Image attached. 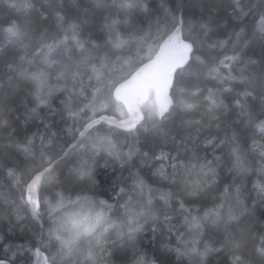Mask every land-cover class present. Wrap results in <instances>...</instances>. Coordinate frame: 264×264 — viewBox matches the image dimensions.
I'll use <instances>...</instances> for the list:
<instances>
[{
  "label": "snow or ice",
  "instance_id": "snow-or-ice-1",
  "mask_svg": "<svg viewBox=\"0 0 264 264\" xmlns=\"http://www.w3.org/2000/svg\"><path fill=\"white\" fill-rule=\"evenodd\" d=\"M232 5L234 19L238 23L223 39L215 40L209 39V33L215 27L213 19L200 20L198 28L189 22L185 29L183 16L170 12L164 20L149 24L147 30L131 28L126 33V39L117 34L113 40L110 34L109 47L101 40L81 39L79 24L67 21L57 11L55 34L45 29L39 33L34 44H27L26 26L33 23L31 13L35 9L32 0H13L9 7L17 13L22 12L26 19L24 24L10 21L4 33L7 45L32 49L20 56L21 72L33 83L38 105L48 104L54 90L63 88L68 93L61 103L69 110L72 119V124L68 125L73 133L70 146H79L93 155L106 150L124 164L134 159L139 134L161 125L177 111L183 113L189 122L185 137L179 143L190 142L187 138L199 134L200 129L195 125L200 123L206 111L228 107L221 97L226 82L243 86L231 103L239 109L237 118L241 123L243 117H250L246 98L254 94L253 85L257 80L254 66L257 61L246 54L250 37L241 22L249 15L258 17V23L253 21L252 32L253 35L259 33L264 41V0H247L246 3L244 0H232ZM112 6L126 10L130 16L140 5L135 0H119ZM146 7L143 5L145 10ZM40 16L47 19L43 13ZM115 23L112 21L113 25ZM145 48L148 49L146 56L142 55ZM216 49L221 51L222 56L210 54ZM133 60L136 64L126 75L117 77L113 74L116 66L131 65ZM25 64L27 67L23 66ZM260 64L259 79L264 85V59ZM250 68L253 69L251 72ZM53 70L56 72L55 84L50 79ZM61 81L64 83L61 84ZM213 81L221 87H208L202 97L207 102L205 108L197 110L194 98L201 94V85ZM74 99L79 101L75 108ZM257 127L264 131V120H260ZM121 134H124L125 140L133 138L132 142L127 145L121 143L118 139ZM55 137L56 133L47 137L40 134L39 148L36 146V134L23 140H8L5 147L14 144L21 149L26 163L22 167L9 166L7 169L11 186L19 193V202L10 198L11 194L0 193V198L13 206L17 221L23 222L29 214L33 219L40 220L43 206L48 227L46 232L41 231V247L36 248L43 264H98L108 251L106 246L118 241L127 246L128 264H156L155 260L147 259L136 237L150 223L154 233L158 224H170L174 199L177 204L175 211L182 220L179 226L168 227L169 241L162 247L173 248L177 255L187 256L191 264H205L210 253L219 251L214 242L205 238L206 226L212 225L216 229L223 228L231 244V264H250L244 255V241L228 231L244 205L240 183L234 180L226 184L220 198H214L211 206L186 202L179 193L171 190L162 191L148 184L138 172L130 176L131 184L121 187L120 199L113 202L101 198L92 188L67 193L56 191L52 198L45 196L42 200L39 193L43 185L54 179L58 153L47 149L51 148ZM226 142L231 144L229 170L237 177L243 176L250 171V165L235 131L230 140L210 136L204 141L213 153ZM37 151L38 158L35 155ZM260 156L264 160V150H261ZM149 157L159 162L157 167L152 168V173L161 182L175 185L186 174L195 176L190 181H184L187 196H194L205 184L215 182L216 162L222 159L218 155H214L213 159L205 156L199 171L193 173L197 167L193 160L200 159L195 153L182 159L179 148L165 151L161 147L159 152L145 151L141 164L151 167ZM76 170L81 173L86 171L83 161ZM260 171L264 172V166ZM255 187L258 193L264 195V183L258 182ZM157 193L161 207H156L154 203ZM40 226L44 228L43 223ZM255 250L264 257V238ZM0 264H6V261L0 259Z\"/></svg>",
  "mask_w": 264,
  "mask_h": 264
},
{
  "label": "trees",
  "instance_id": "trees-1",
  "mask_svg": "<svg viewBox=\"0 0 264 264\" xmlns=\"http://www.w3.org/2000/svg\"><path fill=\"white\" fill-rule=\"evenodd\" d=\"M35 9L31 13L32 24L27 25L28 44H34L40 32L45 29L49 33L55 34L56 27L54 18L57 11L61 12L67 21H76L79 24L80 38L84 40H101L111 47L109 35L114 40L117 34L126 39V33L133 27L148 29L149 24L154 25L157 20H164L169 17L170 12L177 16L181 14L185 21V29L189 22L197 25L202 19H213L215 27L209 33V39H223L238 23L234 19L232 0H135L140 6L133 10L132 15H128L124 9L113 7V3L119 0H32ZM246 3L247 0H244ZM10 0H0V193L11 194L19 202V193L11 186L12 180L7 174L9 166H23L26 161L21 149L15 145H7L8 140H23L36 134V146L40 147L39 135L46 137L51 133H56L49 151L55 150L58 153L55 165L54 179L47 181L41 191L40 197L52 198L56 191L78 192L84 188H92L101 198L109 199L110 202L120 199L119 190L125 185L131 184L130 176L139 173L148 184L160 188L162 191L171 190L173 193L185 199L186 202H195L200 206H211L213 199L220 198L223 187L231 184L234 180L241 185L242 199L244 205L240 215L229 226L228 231L244 241V255L250 264H264V257L256 252V247L260 245L264 238V195L257 192L255 185L258 182L264 183V174L260 171L264 166L261 160L260 151L256 148L258 141L263 140L257 125L260 120H264V85L259 79L261 72V59H264V41L261 40L259 33L253 35V21L258 23L259 18L249 15L241 23L246 27L250 37L249 46L246 49L247 56L257 61L254 70L257 80L253 85L254 94L246 98L249 116L243 117V123L237 118L239 109L231 103L237 97L243 86L235 82H226L223 85L224 91L221 97L225 100L226 108L213 109L206 111L200 123L195 125L200 129L198 135H193L190 142L180 144L179 141L185 137V129L189 122L183 113L177 111L167 121L162 122L156 128L148 132H141L138 136V143L135 144L138 150L134 159L122 164L120 160L102 151L99 155H93L80 148L79 146L69 149L64 156L62 154L73 142L68 125L72 124L70 112L61 103L67 98L68 93L63 89L54 90L49 97L48 104L38 105L34 85L29 77L21 72L22 61L20 56L32 51L28 48H14L6 44L5 26L9 22L16 20L21 24L25 22L24 14L17 13L9 7ZM146 5V10L143 8ZM43 13L47 19H41ZM112 21H116L113 25ZM187 34V31H185ZM148 49L145 48L142 55H147ZM213 56H222L219 49L213 50ZM230 54V53H229ZM133 60L131 65L123 67L116 66L114 75L123 76L131 71V66H135ZM27 67V65H23ZM253 69L250 68L251 72ZM226 72V70H225ZM56 72L53 70L50 77L53 84ZM61 84L64 82L61 81ZM71 87V84L68 85ZM208 87H221L215 81L202 84V92L197 96V110H204L206 101L202 97L206 94ZM230 89V90H229ZM79 101L73 100V108ZM35 109V111H33ZM213 117H217L214 119ZM219 125V126H217ZM233 131L238 134V143L246 153L250 165V171L243 176L237 177L230 171L231 162L228 153L231 147L229 142L222 145L215 153L212 148L205 145L206 137L214 136L219 139L230 140ZM11 133V137L9 136ZM227 133V137H225ZM118 139L127 145L133 138L125 140L124 134ZM255 140V145L253 144ZM164 147L165 151L174 147L179 148L181 158L192 157L195 153L200 157L193 160L197 165L193 173L199 171L200 163L203 158L213 159L214 155L221 156L222 159L217 163V176L213 183L205 184L194 196H187L185 180H192L194 175H185L175 185L161 182L152 173V168L157 167V161L151 160L148 163L151 167L141 164L145 151L159 152ZM126 150V148H125ZM39 157V151L35 153ZM83 161L86 171H77L79 163ZM159 193L154 200L156 207H161L162 202L158 199ZM126 198V197H125ZM177 204L175 199L172 204L173 216L168 225L158 224V230L154 233L153 225L150 223L145 230L137 234V242L143 249L148 260H155L156 264H191L187 256H180L173 248H164L163 244L168 243V227L171 225L179 226L182 217L175 209ZM41 224L29 214L23 222L17 221L13 206L4 202L0 198V259L8 261L10 264H33L37 258L36 248L40 245L41 231L47 230V216L41 207ZM183 230V229H181ZM205 238L214 242V246L219 249L209 254L205 264H231V244L228 243L226 234L221 229H216L212 225L205 228ZM108 251L99 260L98 264H128L129 255L127 246L123 242L106 246ZM44 251V249H41Z\"/></svg>",
  "mask_w": 264,
  "mask_h": 264
},
{
  "label": "water",
  "instance_id": "water-1",
  "mask_svg": "<svg viewBox=\"0 0 264 264\" xmlns=\"http://www.w3.org/2000/svg\"><path fill=\"white\" fill-rule=\"evenodd\" d=\"M181 14H179V16H180ZM73 143V142H72ZM71 143V144H72ZM70 144V145H71ZM69 145V147L64 151V153L62 154V156H64L65 154H66V152L69 150V149H71L72 147ZM60 159V158H59ZM59 159H57L56 161H58ZM39 195H40V193H39ZM30 207V206H29ZM36 220V219H35ZM37 222H39L40 224H41V221L40 220H36ZM40 240V239H39ZM39 247V246H38ZM37 247V248H38ZM42 251V250H41ZM43 252V251H42ZM6 264H10L8 261H6ZM33 264H43V258H42V256H40V255H37V258H36V260L34 261V263Z\"/></svg>",
  "mask_w": 264,
  "mask_h": 264
},
{
  "label": "rangeland",
  "instance_id": "rangeland-1",
  "mask_svg": "<svg viewBox=\"0 0 264 264\" xmlns=\"http://www.w3.org/2000/svg\"><path fill=\"white\" fill-rule=\"evenodd\" d=\"M13 2V0H10V4ZM26 43H27V41H26ZM28 44V43H27ZM14 47V46H13ZM14 48H17V49H19V48H21V47H14ZM22 48H25V47H22ZM258 128V130H259V132L262 134V136H263V138H264V131H262L259 127H257ZM256 148L261 152V150H264V139L263 140H260V141H258L257 142V144H256ZM263 174H264V172H262ZM37 255V254H36Z\"/></svg>",
  "mask_w": 264,
  "mask_h": 264
}]
</instances>
